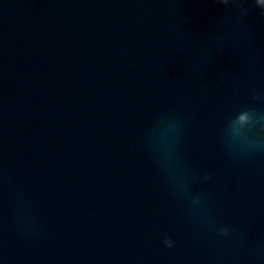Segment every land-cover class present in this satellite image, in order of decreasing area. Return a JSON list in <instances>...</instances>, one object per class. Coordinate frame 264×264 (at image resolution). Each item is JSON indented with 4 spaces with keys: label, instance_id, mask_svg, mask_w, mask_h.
<instances>
[{
    "label": "water",
    "instance_id": "95a60500",
    "mask_svg": "<svg viewBox=\"0 0 264 264\" xmlns=\"http://www.w3.org/2000/svg\"><path fill=\"white\" fill-rule=\"evenodd\" d=\"M244 110L256 0H0V264H264Z\"/></svg>",
    "mask_w": 264,
    "mask_h": 264
},
{
    "label": "clouds",
    "instance_id": "9594fccd",
    "mask_svg": "<svg viewBox=\"0 0 264 264\" xmlns=\"http://www.w3.org/2000/svg\"><path fill=\"white\" fill-rule=\"evenodd\" d=\"M216 2L224 5H228L229 0H216ZM256 4L260 6L262 9H264V0H256ZM252 98L253 100L261 99V97L256 93H253ZM253 122L259 125L261 131H264V115L257 114L254 118L250 111L244 110L239 112L236 117L230 119L229 128L231 129L232 139L236 140L240 138L243 135L244 130L247 129L248 126ZM250 147L260 148V147H264V145H262L260 142H255V143L250 142ZM170 159H171V151L169 150V153L162 159V163L165 168L168 167V161ZM204 179L205 180L209 179V176L205 174ZM193 203L195 204L202 203V198L195 197L193 199ZM228 232H229V228L227 227H223L220 229L221 235H226ZM163 243L168 248L173 247V241L170 237L165 236Z\"/></svg>",
    "mask_w": 264,
    "mask_h": 264
}]
</instances>
